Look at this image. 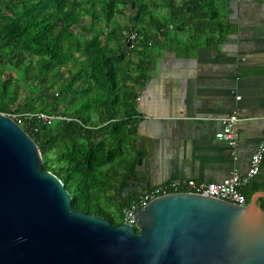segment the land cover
<instances>
[{
	"label": "trees",
	"instance_id": "16d2710c",
	"mask_svg": "<svg viewBox=\"0 0 264 264\" xmlns=\"http://www.w3.org/2000/svg\"><path fill=\"white\" fill-rule=\"evenodd\" d=\"M230 0H0V113L58 114L17 123L70 194L71 207L122 224L136 155V98L152 53L193 51L228 34ZM171 26V27H170ZM131 28L133 46L125 42ZM180 38H176V34ZM140 154V152H139ZM240 191L264 193L259 173ZM114 198L116 219L101 200ZM257 204L264 212V198Z\"/></svg>",
	"mask_w": 264,
	"mask_h": 264
},
{
	"label": "water",
	"instance_id": "95a60500",
	"mask_svg": "<svg viewBox=\"0 0 264 264\" xmlns=\"http://www.w3.org/2000/svg\"><path fill=\"white\" fill-rule=\"evenodd\" d=\"M42 164L35 141L0 113V264H264L261 191L246 206L167 194L135 214L134 226L114 225L73 209L63 182ZM150 186L137 184V194Z\"/></svg>",
	"mask_w": 264,
	"mask_h": 264
},
{
	"label": "crops",
	"instance_id": "0c3cea01",
	"mask_svg": "<svg viewBox=\"0 0 264 264\" xmlns=\"http://www.w3.org/2000/svg\"><path fill=\"white\" fill-rule=\"evenodd\" d=\"M228 6L232 30L215 43L182 53L175 39L154 44L135 104V153L143 162L127 177L131 190L173 178L221 182L234 169L245 173L264 142V0H230ZM234 110L242 119L232 148L215 133L220 118Z\"/></svg>",
	"mask_w": 264,
	"mask_h": 264
},
{
	"label": "built area",
	"instance_id": "2783aa9c",
	"mask_svg": "<svg viewBox=\"0 0 264 264\" xmlns=\"http://www.w3.org/2000/svg\"><path fill=\"white\" fill-rule=\"evenodd\" d=\"M124 34L126 35V45L128 48H131L136 34L131 28H129L127 32H124ZM11 117L14 120L35 118L44 124H50L55 119H67L58 114H46L42 112H21L13 114ZM241 119L242 118L239 117L236 110L232 111L229 115L220 118L221 128L215 133L216 138L225 141L230 147L234 148L239 139L238 125ZM263 157L264 142H261L252 153L249 166L245 173H240L234 169L230 172L229 176L221 182H203L194 179L173 178L152 185L148 189L136 194L135 197L130 199L129 203L122 209V223L134 226L136 221L133 216L135 214L153 199L167 194H196L208 198L225 200L239 206H246V198L240 189L259 173Z\"/></svg>",
	"mask_w": 264,
	"mask_h": 264
},
{
	"label": "rangeland",
	"instance_id": "374dc122",
	"mask_svg": "<svg viewBox=\"0 0 264 264\" xmlns=\"http://www.w3.org/2000/svg\"><path fill=\"white\" fill-rule=\"evenodd\" d=\"M101 202L103 203L104 207L110 206L109 210H111L112 214L114 215V217L116 219H119L120 213H119L118 210H116V208L114 206L115 202H116V200L114 198H112V197L111 198H106V199L103 198L101 200Z\"/></svg>",
	"mask_w": 264,
	"mask_h": 264
},
{
	"label": "flooded vegetation",
	"instance_id": "af4514ba",
	"mask_svg": "<svg viewBox=\"0 0 264 264\" xmlns=\"http://www.w3.org/2000/svg\"><path fill=\"white\" fill-rule=\"evenodd\" d=\"M137 192H138V189L136 188V189H133V190L130 192V194H134V195H136ZM130 194H129V195H130Z\"/></svg>",
	"mask_w": 264,
	"mask_h": 264
}]
</instances>
